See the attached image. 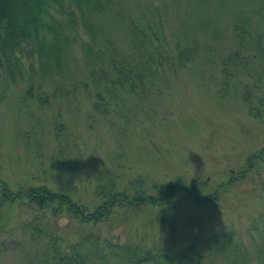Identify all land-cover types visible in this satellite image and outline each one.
<instances>
[{
    "label": "rangeland",
    "instance_id": "374dc122",
    "mask_svg": "<svg viewBox=\"0 0 264 264\" xmlns=\"http://www.w3.org/2000/svg\"><path fill=\"white\" fill-rule=\"evenodd\" d=\"M143 2L160 11L166 35L178 39L168 44L194 43L185 23L194 29L196 16L185 0ZM202 46L185 69L157 79L145 94L109 102L105 111L93 109L79 86L67 94L66 84L57 93L50 84L24 97L33 59L24 60L22 78L0 74V179L12 190L68 188L90 203L99 173L118 188L139 181L151 194L181 181L160 205L125 204L97 224L83 225L64 210L54 216L25 200L0 203V264H39L47 234L62 247L93 234L99 243L172 250L195 238L199 260L184 264H264V161L253 159L247 169L251 154L264 157V59L228 76L218 67L222 40ZM38 220L42 228L30 235L24 223ZM223 232L240 237L241 250L210 243Z\"/></svg>",
    "mask_w": 264,
    "mask_h": 264
},
{
    "label": "trees",
    "instance_id": "16d2710c",
    "mask_svg": "<svg viewBox=\"0 0 264 264\" xmlns=\"http://www.w3.org/2000/svg\"><path fill=\"white\" fill-rule=\"evenodd\" d=\"M168 1L178 5L179 0ZM185 1L196 19L195 30L191 23H185L194 43L184 47L174 39L168 44L167 38L174 36L166 35L160 11L147 8L143 0H0V74L22 78L24 60L33 59L24 97L50 84L56 93L66 84L71 88L67 94L79 86L93 109L105 111L109 102L123 95L145 94L157 79L185 69L188 60L199 56L202 44L222 40L218 67L228 76L244 74L254 59H264V0ZM199 31L206 35L204 42L198 37ZM246 97L243 95L244 101ZM253 159L264 161L263 152L248 157L247 169ZM106 176L99 173L96 199L90 203L76 199L68 188L51 190L38 185L12 190L0 179V203L25 200L52 215L64 210L67 216L87 225L108 219L125 204L158 206L181 188L180 179H175L151 194L139 181L118 188L111 178L105 183ZM23 228L34 235L42 227L38 220L27 221ZM44 236L45 253L39 264H90L91 255L95 264H109L108 258L120 264H184L199 260L201 253L195 238L186 247L172 250L166 246L99 243L93 234H84L78 242L62 247L54 235ZM210 243H221L235 253L243 247L241 238L232 232L217 234Z\"/></svg>",
    "mask_w": 264,
    "mask_h": 264
},
{
    "label": "water",
    "instance_id": "95a60500",
    "mask_svg": "<svg viewBox=\"0 0 264 264\" xmlns=\"http://www.w3.org/2000/svg\"><path fill=\"white\" fill-rule=\"evenodd\" d=\"M190 187L192 188V183H191Z\"/></svg>",
    "mask_w": 264,
    "mask_h": 264
}]
</instances>
